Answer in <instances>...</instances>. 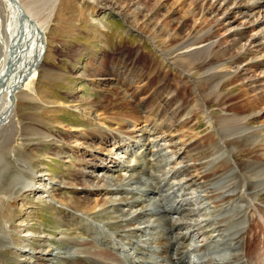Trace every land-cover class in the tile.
Wrapping results in <instances>:
<instances>
[{
	"label": "bare ground",
	"instance_id": "6f19581e",
	"mask_svg": "<svg viewBox=\"0 0 264 264\" xmlns=\"http://www.w3.org/2000/svg\"><path fill=\"white\" fill-rule=\"evenodd\" d=\"M17 1L6 0L9 8V30L2 31L5 32V45L2 46L4 59L0 68L2 142L9 140L19 130L20 126L17 127L12 121L16 115L15 99L21 90L28 89L19 95H24L32 101L38 99V90H30V87L36 79L38 68L43 66L47 49L45 31L52 22L60 2ZM97 1L88 2L92 10L115 11L141 35L156 43L161 59H158V64L166 61L172 66L171 70L177 69V78L185 81L189 92H186L188 89L183 86L164 82L168 71L165 70V75L159 77L156 73L162 68H158L153 75L147 72L145 77H139L140 84L135 90H123L126 100L121 109L131 121L106 114L102 116L99 113L103 109L101 105L87 97L85 107L77 104L73 107L79 109L78 115L83 120H87L99 130L81 131L80 128L76 129L80 126L71 124L66 132L69 135L73 132L75 134L68 137L60 136L58 132L49 135L40 127L36 128L35 124L26 125V136L32 139L40 138L45 142L66 140L64 143L68 145L58 146L54 153L56 155L81 147L84 153L90 155L89 159L78 157L81 161L79 165L84 163L85 170L88 168L96 171L92 165L97 167V160L104 163L115 154L110 149L105 153L106 147H99L100 143L116 144L117 155H121L118 150L125 151L124 158L119 156L117 160L111 159L110 162L116 164V169H112L111 165H102V168H106L101 175L83 171L77 175L74 172L69 182L64 178H49V182L54 185L58 183L73 190L85 189L87 193L67 201L74 211L67 213L66 218L68 223L77 227L80 234L67 238V235L75 232L74 227L71 232L62 233L66 235L62 240L66 245H71L70 250L73 251L55 253L41 248L36 264H85L82 260L84 257L92 264H253L254 261L248 257V253L259 234L264 233V225L259 221L255 223V228L259 230L252 233L253 239L246 236L250 228L245 227L251 213L258 214L257 216L264 220V211L261 206L258 207V204L264 206V200H260L261 191L264 189V169H258L259 166H264V0H195L193 7L190 4L188 10H183V14L172 17L176 24L174 28H168L156 17L163 0L155 1L154 11L147 10L145 4L138 3L137 0H123L116 5L104 2L105 7L98 5ZM184 1L186 0L182 2ZM169 13L170 11L165 15ZM189 13L192 15L194 28L185 40L181 31L187 25ZM228 33L230 35L227 37ZM142 56V63H148L146 57ZM92 78L94 80L98 75L95 74ZM227 88L233 92L237 91L238 94L232 92L230 96L226 95L228 98H224L223 94ZM214 102L222 110L220 115L209 113V107L214 105ZM200 115H204L210 127L216 130L207 133V137L199 140L200 145H197V117ZM139 122L146 123L141 127L143 129H140L143 132H158V128H165L171 135H182L181 139L179 138L181 143L172 140L175 149L173 154L176 156L173 161L172 155L162 153L161 149L148 151L147 143L143 142L146 136L142 138L145 133L136 139V135H133L129 128ZM149 123H153L150 129ZM156 137L154 135V138ZM127 143L131 145H126ZM188 143H191L192 149H198L197 155H189L194 163L191 165L186 161L185 165L177 167L186 158L182 156L185 154L182 150ZM155 144L156 142H152V146ZM181 144L183 146L177 148ZM69 145L71 148L67 150ZM227 148L231 149L229 155H232L234 161L225 152ZM137 149H146L149 154H141ZM235 155L240 157L236 158ZM241 155H244V158H241ZM26 158V153L17 158L19 172L16 171L13 183L26 190L25 192L29 189L35 192L38 188L28 183L32 171ZM179 158L180 161H176ZM202 159L207 161L203 162ZM173 162L177 164L176 167L171 168L173 164L168 168L167 165ZM5 166L6 163L0 166V173ZM99 169L100 167L97 171L100 172ZM144 174L155 179L156 186L153 190L146 189V182H142V187L138 186ZM180 176L182 184L194 186L193 190L197 191L204 188L207 193H211L206 199H201L202 205L198 207L201 209L207 201L213 203L212 206L207 203V208L203 207L205 212L200 214L203 217L201 221L192 220L195 210L187 207V189L182 190L180 183V186L175 187L177 182L174 183L172 178ZM197 176L204 182H197ZM157 189L156 194L160 197L154 200L153 194ZM47 191L50 194V191ZM95 195L101 198V202L94 201ZM195 195L200 196L199 191ZM52 198L57 199V194H52ZM211 207L215 208L214 211H209ZM97 209L100 212L106 211L107 217L113 219L106 221L105 225L122 232L106 231L101 224L93 225L86 216ZM78 211L81 215H76ZM79 224L81 226H78ZM190 229L198 230L197 234L189 233ZM107 233H111L110 236ZM197 235L202 238V244H192ZM100 238L105 239L102 245L106 244V247H99L97 240ZM77 240L78 242H75ZM108 243L118 247L110 248ZM4 244L3 237L0 236V245ZM115 250L120 253L115 254ZM244 250L245 255H242L240 252ZM128 251L132 253L129 254Z\"/></svg>",
	"mask_w": 264,
	"mask_h": 264
},
{
	"label": "rangeland",
	"instance_id": "374dc122",
	"mask_svg": "<svg viewBox=\"0 0 264 264\" xmlns=\"http://www.w3.org/2000/svg\"><path fill=\"white\" fill-rule=\"evenodd\" d=\"M24 1L25 0H23V3ZM89 1L92 0H60V4L58 3V8L53 20L50 23L48 29L45 31V35L47 37V49L43 59V66L38 68L36 79L34 80L33 85L30 87V90H38V99L32 101L24 95H19L28 89L24 88L21 90L15 99L14 109L16 115L14 121H12L14 122V125H17V127L20 126L19 130L6 142H2L0 140V166L6 163L3 172L0 173V236L3 237L5 242L3 246L0 245V263L36 264V262L39 261L38 256L40 254L41 248L51 250L55 253L70 250L71 245H66V243L62 240L64 236H66L62 233L67 234L71 232L72 228L74 227L76 229L75 232L71 235H67V238H71L80 233H78L79 231L76 226L68 223L66 215L67 213L73 212L74 210L72 205L67 203V201L74 196L84 195L87 192L85 189H79L80 191L78 189L73 190L68 186L66 187L65 185H59L58 183L54 185L53 183H50L51 181L49 182V178L51 176L55 177L57 180L64 178L66 182H69V180H71V178L74 176V172H76L77 175L81 174L82 171L93 175H101L104 169L109 167L106 165H111L112 169H116V164L113 161L117 160L119 156L122 158L125 157L124 150H118V153L121 155L116 154V144L111 142L106 143V145L100 143L98 145L99 147H106L105 153L108 149H110V151L115 153L113 154L114 156L112 155L110 159L104 163H101V160H97L95 163L96 165L98 164L97 167L92 165L93 168H96L97 170L100 167V172L97 170L92 171L93 169L88 168L85 170L84 163L83 165H79L81 161L78 157H85L86 159H89L90 155L84 153L81 147L79 149L74 148V150L68 151L67 153H58L56 155L54 153L58 146L60 147L66 144L68 145V143H64L66 140L62 139L60 142L50 140L47 141V143L45 141H41L40 138L32 139L31 137L26 136V125L35 124L36 128L40 127L49 135L58 132L60 136L68 135V137L75 134L73 132L71 133L72 135H69V133L66 132V130L70 129L71 124L80 126L75 128H80L81 131L88 130L89 132H92L91 130H99L87 122V120H83L78 115L77 110L79 109L73 107L76 104L85 107L84 102L87 97H89L91 101H96L99 103V106L101 105L100 107L103 109H101L99 113H101L102 116H105L106 114L110 117L116 116L129 119L121 109V105L124 104L126 100L122 93L123 90L125 88H133L132 91L135 90V87L139 86L138 84H140L138 83L139 77H145L147 72H149V75H153L156 73L158 68H162L161 71L156 73L159 75V77L165 75V70L168 71V76L166 75V79L163 80L164 82H167L169 85L178 84L179 87L183 86L184 88L188 89V87H185V81L177 78L179 76L177 72L179 71L174 68L173 70L170 69V67H172L170 63L161 61V63L158 64V59H160V57L157 50L159 49V46H157L156 43H153L152 40L141 35L115 11L110 9L96 11L92 10L90 3H88ZM121 1L123 0H98L97 4L105 7L104 2H108L110 4L112 2V4L116 5L117 2ZM155 1L156 0H152V2L150 0H137L138 3H144L147 10L153 11L155 10ZM182 1L183 0H163L162 5L157 10V19L165 23L168 28L176 27L172 17L180 16L183 14V10H188V6L190 4L191 7H193V3L195 2V0ZM17 2H19V0ZM6 4V0H0V21L2 20L1 22L3 23L0 24L4 26L2 27L0 25V68L4 59V48L2 46L5 45V32L3 33L2 31L5 29L9 30V26H7L9 22V8H7ZM38 8L40 9L41 7ZM35 9L37 8L35 7ZM38 11L39 10L37 9L36 12L38 13ZM168 11H170V13L166 16L165 14ZM187 18V25L181 31L183 39L185 40L188 38L190 32L194 28V21H192L191 13L187 15ZM235 23L236 22H234V25ZM222 31L224 30L222 29ZM224 33L227 32L224 31ZM229 35L230 33L227 34V37ZM140 56L144 58L146 57L145 59L148 60V63H142L143 58L140 59ZM95 74L98 75L100 80L98 78L93 80L92 77ZM151 76L150 78H152ZM148 77L149 76H147V78ZM141 84H143V82H141ZM230 88H227V91L224 92V98H228L226 95L230 96L233 92V90ZM186 92H189V89ZM233 93L238 94L237 91ZM140 96L145 97L142 94H140ZM210 106L209 113L212 112L216 116L217 114H221L222 110L215 102L214 105L212 104ZM146 107H148V105H146ZM105 111L107 113H103ZM148 113L151 112L148 111ZM189 115L192 116L191 114ZM197 122L198 127L196 131L198 141L204 140L207 137V133H209L211 130H216V128L210 127L209 122L205 120L204 115L197 117ZM143 124L146 123L139 122L137 125L133 124L129 128L131 129L130 131H132V134L136 135V139L142 137L143 133H145L142 138L146 136V139L143 142L147 143V150H154L155 148L157 150L161 149L162 153L172 155L173 161L176 156L173 154L175 149H173L174 147L172 146V143H181L179 138L181 139L182 135H171L169 131L165 130V128L164 130L158 128V132L156 131L157 133L155 130H152L151 133H149V131L143 132V130H140L143 129L141 128ZM151 125L153 126V123L147 127L150 129ZM114 127L116 126L114 125ZM106 129L108 130L109 128L106 127ZM125 131H127V129H125ZM150 134H152V136H149ZM154 135L157 137L154 138ZM68 140L72 139H67V141ZM198 141H196V143L197 145H200V141ZM152 142H156V144L159 145L155 144V146H152ZM130 143H127L126 145L130 146ZM71 144L73 145L74 143L71 142ZM190 144L191 143L186 144V146L184 145L182 152H185V154H182V156H186V158H184V162L179 164L177 167L185 165L186 161L191 165L194 163V160L190 159L191 157L189 155H197L198 149H192ZM181 146L183 145L181 144L177 146V148ZM70 148L71 145L66 147L67 150ZM133 148L134 146L132 149ZM229 149L230 148L225 149V152L227 153L228 157L234 161L235 159L232 158V155H229L231 150ZM147 150L145 149L142 151V149H137V151L141 152V154L148 153ZM22 153H26V159H28L27 161L31 167L32 174L29 177L30 181H28V183H31L34 188H38V190L35 192H31V189L25 192L26 190L21 189L20 186L18 188L13 183L17 172H19V170L17 171V165L19 164L17 158H20ZM235 156L236 158L240 157L237 155ZM241 158H244V155H241ZM111 159H113L112 162H110ZM176 161H180V158ZM202 161L205 162L207 160L202 159ZM173 164L174 162L167 165L168 168H170ZM102 165L106 167L102 168ZM176 165L174 164L171 168L176 167ZM261 168L264 169V166L261 165L258 167V169L262 170ZM196 174L197 171L195 172V175ZM181 177L182 176H180V178H172L174 183H178L175 185L176 188L183 183ZM195 179H197V182H204L203 179H199V176H197ZM142 182L147 183L148 186L146 189L152 188L153 190L154 186H156L154 184L155 179L146 174L143 175L142 181L138 184V186L141 185L142 187ZM134 186H136V184ZM184 188L187 189L184 191L188 192L187 201L189 202V205L187 204V207L190 206L188 209L193 208L195 210L192 214V220L195 219L201 221L203 217L200 214L205 212L203 207H205L207 203L208 206H212L213 203L207 201V203L204 204L201 209H198V207L202 205L201 199H206V197L211 193H207L204 188H202L203 190L199 188L198 191L200 196L195 195L198 191L193 190L194 186L190 187L187 185V183L182 184V190ZM178 189H180V187ZM47 190L50 191V194ZM156 192H158V189L155 190V194H153L155 197L154 200L157 198L159 199L160 197L158 194H156ZM54 193L57 194V199L52 198V194ZM160 193L162 192H159V194ZM96 195L93 197L94 201L96 200L97 202H101V198L96 197ZM263 198L264 189L261 191L260 200H264ZM64 200H66V202ZM258 207L264 211L263 205L258 204ZM214 209V207H211L209 211H214ZM80 213L78 211L76 215H81ZM107 215L108 213L106 211L100 212L99 209H97L87 215L86 218L89 219L93 225H103L106 231L110 230L118 233L122 232L117 231V229L114 230L113 227L105 225L106 221H113V219L107 217ZM253 215L252 213L250 214L251 218L249 217V221L245 224L246 228L253 230L252 231L249 229L246 235L250 237V239H253L251 238V236H253L252 233L259 230L255 228L258 221L264 225V220L260 219L257 216L258 214L254 213ZM78 226L81 225L79 224ZM197 232L198 230L195 229H190L189 231V233L194 234H197ZM110 234L111 233H107L109 236ZM198 235L192 244H202V238L198 237ZM263 240L264 233L262 232L259 234L258 239H256L254 242V245L256 246L253 245L252 250L248 253V257H251V260L254 261L253 264L264 263ZM97 241L99 247L103 246L104 248V246H107L106 244L102 245L105 242V239L100 238ZM75 242H78V240ZM109 245H111L110 248L118 247V245ZM88 249L89 247H87V252L89 251ZM27 252H32L31 254L35 256L27 254ZM114 253L117 254L120 253V251L115 250ZM128 253L131 254L132 251H128ZM240 253L245 255V250L243 252L241 251ZM84 258H82V260L85 264H92L88 262L86 258ZM150 260L152 261L153 259ZM111 264L116 263L112 262Z\"/></svg>",
	"mask_w": 264,
	"mask_h": 264
}]
</instances>
